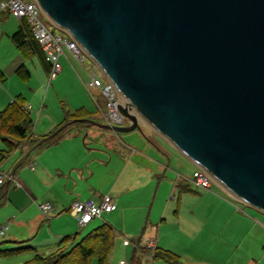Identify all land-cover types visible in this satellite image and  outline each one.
<instances>
[{"label":"water","instance_id":"95a60500","mask_svg":"<svg viewBox=\"0 0 264 264\" xmlns=\"http://www.w3.org/2000/svg\"><path fill=\"white\" fill-rule=\"evenodd\" d=\"M148 125L264 211V0H37Z\"/></svg>","mask_w":264,"mask_h":264},{"label":"crops","instance_id":"0c3cea01","mask_svg":"<svg viewBox=\"0 0 264 264\" xmlns=\"http://www.w3.org/2000/svg\"><path fill=\"white\" fill-rule=\"evenodd\" d=\"M18 26L19 24L15 26V30ZM25 60L23 55L18 58L0 57V66L3 69L8 66L6 73L13 76L10 83L0 81V108L15 95L24 93L21 78L15 69L21 63L27 66ZM26 104L30 111L32 105L27 103V98ZM42 112L43 109L38 112L36 129L39 131L35 133L33 126L32 137L35 139L51 132L63 120L43 119L40 125ZM37 142L34 145V140L23 141L0 163L5 172L13 175L12 179L3 183L8 188L5 197L0 200V228L7 226L3 232L0 231V235L6 234L8 239L3 240L0 246L34 247L25 250L27 253L19 258L21 261L32 257V253H45L46 249L51 251L64 235L80 230L76 216L68 210L74 200L92 198L98 201L109 189L108 194L112 196L115 208L104 213L111 215L117 211L119 215H123L129 207L125 196L137 189L147 190L150 184H154L151 165H144L132 158L122 161L113 184L102 185L93 181L96 170L91 164L107 166L112 161V155L100 145L87 146L85 139L81 140L77 131H60L49 139H37ZM167 144L171 143L167 141ZM3 147L4 143L0 139V149ZM91 150L97 151V155L91 156ZM158 150L163 156H167L160 147ZM163 156L156 157L164 160ZM103 173H106V169H103ZM161 184L158 183L155 187L151 206L155 204L157 188ZM166 184L168 190L169 181ZM175 185L178 186V182ZM190 190L195 191H184ZM173 198L174 196L163 199L158 212L146 218V224L150 223L151 226L149 232L156 236L153 239L155 245L178 253L184 262L190 264H264V211L254 206L253 209L259 211L244 207L240 203L243 201L226 189L224 195L210 190L200 195H179L174 208L171 204ZM45 201L53 205L51 216H45L39 208V204ZM190 201H196L192 207ZM44 220L47 221L44 223ZM101 221L100 217H96L85 226L91 225V228ZM149 258L152 263L151 254Z\"/></svg>","mask_w":264,"mask_h":264},{"label":"rangeland","instance_id":"374dc122","mask_svg":"<svg viewBox=\"0 0 264 264\" xmlns=\"http://www.w3.org/2000/svg\"><path fill=\"white\" fill-rule=\"evenodd\" d=\"M2 10L3 12H1L0 9V57L4 59L11 58L12 56L15 58L19 56L22 57L20 50L10 37V34L15 30V26L20 24L22 20L12 15L7 7ZM40 17L51 31L60 33L62 36L67 35L65 30L51 22L43 13ZM59 60L62 64V69L52 78H50L49 71L38 56L34 55L25 60L27 67L31 71V77L28 80L21 79V85L24 90L23 94L27 98V103L32 105L30 111L34 118L35 133L37 130L39 131L38 128L36 129V125L40 109H43L41 120L39 121L40 125L43 119L51 120L57 118L58 120H62L68 116L67 111L74 112V110L80 106H84L88 111H91L92 119L104 122L101 109L98 106V103L104 106L102 95L98 89L88 90L85 86V84L91 80L93 73L101 74L99 68L86 54H84V58L81 61L65 48L64 54L60 56ZM0 68L4 70L6 74L4 82L9 81L10 83L13 76L11 77L6 73L9 67L5 66V69H3L0 66ZM14 79H16V76H14ZM94 97L97 98L96 101ZM123 120L124 124L128 121L126 117ZM57 128L59 127H55L53 130ZM69 130L77 131L80 139H85L87 146L99 147L100 145L112 155V161L107 166H105L106 164H91L96 170V174L92 177L93 181L96 180L102 185L113 184L117 177L118 169L121 168L124 159L127 160L132 158V160H138L140 163H144V165L150 164L153 170L154 184H150L147 190L142 191V189H137L130 191L125 196L129 207L123 215H119L117 211L111 214L114 216L105 213L101 215L105 221L113 225L116 233L114 245L108 256L107 264H121V260H123L125 264H167L161 259H152L151 263L149 258L151 250L147 248L146 244L148 240L155 239L156 236L149 232L151 226L150 223L146 224V218H148L149 215L154 216L158 212L161 201L166 197L170 198L174 196L171 200V204L174 208L179 195H200L208 190L223 195L225 194V189L213 179L211 180L210 189H196L191 182L196 165L172 144H167V140L148 125H142L141 129L135 128L127 132H114L107 128H100L94 124L88 126L78 121L76 126L74 122L73 124H68L61 130V133H65ZM154 143L160 147L167 156H163ZM31 151H33V149ZM91 151V156L97 155L98 153L95 150ZM143 153H148V155H144ZM158 155L163 156L164 160L158 159L160 158L156 157ZM108 158L107 155V159ZM103 169H106V173H103ZM167 181H169L168 190L166 189ZM176 182H178V186L175 185ZM158 183L162 184L157 188L158 193L156 195L155 204L151 206L155 187ZM181 184H188L190 188L195 191L181 190ZM108 191L104 194H108ZM191 192H194V194H191ZM184 201L185 198H183V202ZM195 202L196 201H190V207H192ZM240 203L252 211H259L256 208L253 209V206L245 202ZM101 217L100 219L104 221ZM46 221L47 220H44L43 222L45 223ZM77 226H80L78 221ZM90 226L91 225L80 226V233L77 239L81 238V236L89 230ZM7 232L8 230L6 233ZM5 239H8L6 234L0 235V242ZM124 239H127L129 244L125 245L123 243ZM49 251L50 250L46 249L44 252L48 253ZM25 253L27 252L22 251L11 256H0V264H21L23 261L19 260V258L24 257L23 255H25ZM31 256H33V253ZM93 264H96V260H93Z\"/></svg>","mask_w":264,"mask_h":264},{"label":"trees","instance_id":"16d2710c","mask_svg":"<svg viewBox=\"0 0 264 264\" xmlns=\"http://www.w3.org/2000/svg\"><path fill=\"white\" fill-rule=\"evenodd\" d=\"M20 19L22 20L21 23L11 35L13 42L25 58L38 56L49 71L50 63L46 60L40 43L33 35L31 24L26 17ZM15 71L23 80H28L30 77V70L24 63L18 65ZM5 78V73L0 69V81H4ZM67 114L68 116L57 126L59 128L35 139L32 137L34 118L26 104V97L21 93L15 95L10 102L0 108V139L4 143V147L0 149V163L23 141L34 140V145H36L37 139L42 141L49 139L73 122L81 121L83 124L91 125L85 119L93 118L91 111H88L84 106L77 107L74 112L67 111ZM85 143L87 142L85 141ZM7 188L6 184L0 187V200L5 197ZM181 189L191 188L185 184L181 186ZM79 233L80 231H77L73 234L64 235L54 249L48 253L36 252L21 264H93V260H96V264H107L116 235L113 225L104 220L89 228L81 238L77 239ZM32 248L34 247L30 245L0 246V256H11ZM151 257L161 259L168 264H190L184 262L178 253L157 245L151 250Z\"/></svg>","mask_w":264,"mask_h":264},{"label":"built area","instance_id":"2783aa9c","mask_svg":"<svg viewBox=\"0 0 264 264\" xmlns=\"http://www.w3.org/2000/svg\"><path fill=\"white\" fill-rule=\"evenodd\" d=\"M6 7L12 15L18 18L26 17L31 24L33 35L40 43L46 60L50 63V78L54 77L62 69V64L59 59L64 54V48L81 61L83 60L84 54L86 53L82 46L70 34L67 33L66 36H62L60 33L53 32L41 20L40 15L42 13L46 17L47 15L37 0H0V9L2 10ZM99 70L101 74L93 73L91 80L85 86L88 90L98 89L102 95L104 106L97 103L101 109L104 122L124 125L123 119L125 116L118 108L119 103L123 102V95L119 92L113 81L100 68ZM94 99L96 101L97 98L94 97ZM127 123H129V120ZM30 166L33 167L32 164ZM12 178V174L5 172L0 167V184ZM211 180L212 178L207 171L200 166H196L191 178V182L195 187L209 189L211 187ZM39 208L45 216H49L53 205L51 202L45 201L39 204ZM114 208L115 202L112 196L105 194L98 201L92 198L74 200L68 210L76 216L80 226H85L94 218L101 217L104 212L111 211ZM6 226H2L0 231L3 232ZM123 243L127 245L129 241L124 239ZM146 246L148 249L153 250L156 246L155 241L153 239L148 240ZM121 264H125V262L121 260Z\"/></svg>","mask_w":264,"mask_h":264},{"label":"bare ground","instance_id":"6f19581e","mask_svg":"<svg viewBox=\"0 0 264 264\" xmlns=\"http://www.w3.org/2000/svg\"><path fill=\"white\" fill-rule=\"evenodd\" d=\"M127 102V100L123 97V103H126Z\"/></svg>","mask_w":264,"mask_h":264},{"label":"clouds","instance_id":"9594fccd","mask_svg":"<svg viewBox=\"0 0 264 264\" xmlns=\"http://www.w3.org/2000/svg\"><path fill=\"white\" fill-rule=\"evenodd\" d=\"M99 68V67H98ZM9 181V180H8Z\"/></svg>","mask_w":264,"mask_h":264}]
</instances>
